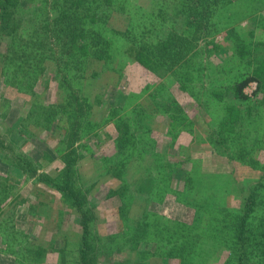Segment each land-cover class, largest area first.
<instances>
[{
  "label": "rangeland",
  "instance_id": "obj_1",
  "mask_svg": "<svg viewBox=\"0 0 264 264\" xmlns=\"http://www.w3.org/2000/svg\"><path fill=\"white\" fill-rule=\"evenodd\" d=\"M89 1L75 13V45L92 51L78 68L53 36L31 31L19 61L0 40V264H80L84 217L90 264H179L180 252L237 264L243 243L247 264H264V89L232 96L254 42L264 75V0H203L193 23L188 0ZM66 161L80 213L51 185Z\"/></svg>",
  "mask_w": 264,
  "mask_h": 264
},
{
  "label": "trees",
  "instance_id": "obj_2",
  "mask_svg": "<svg viewBox=\"0 0 264 264\" xmlns=\"http://www.w3.org/2000/svg\"><path fill=\"white\" fill-rule=\"evenodd\" d=\"M73 1V0H70ZM192 1L194 0H188V3L186 2L187 6L189 7L187 9V13L185 14L188 22L189 20L191 23L194 22V19H196L198 16L206 15L204 8V2L203 0H196L194 4L196 6H192ZM211 1L210 5L215 4L218 0H209ZM30 4H36L39 6L40 11H42V14L39 13V10H37V7L35 5V11L28 16L27 12H24V9H26L27 5ZM46 0H0V40H3L7 43V55L6 58H9L10 61H19L16 57V54H20L22 57L28 56L27 50L31 48L30 45H32V41L28 40L27 38H33V35L30 36L31 31H36L38 34L37 37H34L35 40H38L39 43L43 42V38H39V36H53L54 39H56L59 43H61V52L60 56L63 57L64 66L68 65L67 69H75L74 67H79L78 60L79 57L86 58V55L89 52L84 48H80L79 46H76V34H75V25L77 16L75 13H77V9L80 6H89L90 1L89 0H75L73 9L70 10V6L68 5L65 10L56 12L55 16L50 18V14L46 11H44V6H47ZM218 4V3H216ZM42 6V7H41ZM220 6V5H219ZM42 17V19H41ZM90 17V16H88ZM93 17H91V20ZM27 24V25H25ZM39 25H42L43 28L41 29ZM25 26V27H24ZM60 35V36H59ZM19 36L21 38H19ZM164 40H167L164 39ZM161 40L158 47L161 48V51H164L167 49V46H171L172 43L169 41ZM41 41V42H40ZM23 45V46H22ZM33 45H40L37 42H34ZM252 53L251 58L249 56L243 57L242 61L245 64L246 67H250L252 72L250 76H246L243 79H241L239 82L234 84L233 90H232V96L241 102H245L248 100L243 94L244 88L250 83V82H256L257 83V89H264V75L262 71L257 66H255L254 57L256 56V53L259 50V44L257 42L252 43ZM137 50L140 51L139 47L134 46ZM254 49V50H253ZM83 52H80L82 51ZM94 51V49H93ZM100 52H103L102 50L96 51L97 56ZM253 54V58H252ZM96 56V58H97ZM76 63V64H73ZM259 64V62L257 63ZM1 149V147H0ZM69 156V154H68ZM67 156V157H68ZM65 168L62 169L61 174L63 177L62 184H60V181L58 183L51 182V185L55 187L56 190H58L61 194V200L62 202H65L66 204H69V207L74 210L76 213L81 212V204L79 201V197L71 190L70 184H69V176L71 175V169L69 161L65 162ZM251 202L245 204V210L244 214H242L239 225H237L233 230L232 239L235 238V230L240 231V234H244L245 228H246V220L248 219L249 214L252 212V206L254 204L253 198H250ZM82 235H81V244L79 246V263L80 264H90L88 260V255H90V252L92 249L88 246V237H90V227L88 224L87 219L84 217L81 225ZM144 233V232H142ZM140 236V235H139ZM139 236H135V238H138ZM193 239H196L195 234H192ZM240 237V235H239ZM193 239L190 238V236L187 238L186 244L191 245V242H193ZM66 243V242H65ZM244 243L240 244V247L238 251L235 253V260L237 261V264H247L248 261L244 260L245 256V250L244 249ZM246 246V245H245ZM186 252V251H185ZM235 252V251H234ZM233 252V254H234ZM192 252H189L188 254L180 252L179 257L177 258L179 260V264H197L196 259H194V255ZM262 254L259 257H264V249L261 252ZM231 254V255H233ZM197 257V256H196Z\"/></svg>",
  "mask_w": 264,
  "mask_h": 264
}]
</instances>
